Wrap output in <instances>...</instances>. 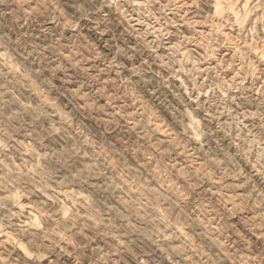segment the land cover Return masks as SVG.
I'll return each instance as SVG.
<instances>
[{
	"label": "clouds",
	"instance_id": "obj_1",
	"mask_svg": "<svg viewBox=\"0 0 264 264\" xmlns=\"http://www.w3.org/2000/svg\"><path fill=\"white\" fill-rule=\"evenodd\" d=\"M90 2L23 0L22 22L0 36V103L12 105L0 113V264H122L127 233L102 231L114 218L166 264H264L253 247L264 241V0ZM110 12L132 43L101 59L87 33L111 39ZM85 22L84 50L66 49ZM74 68L88 77L70 81ZM141 77L149 91L133 87ZM45 114L69 144L41 146ZM217 131L232 172L209 156ZM96 188L109 197L99 206ZM205 188L182 219L189 190ZM101 234L118 247L97 246Z\"/></svg>",
	"mask_w": 264,
	"mask_h": 264
},
{
	"label": "rangeland",
	"instance_id": "obj_2",
	"mask_svg": "<svg viewBox=\"0 0 264 264\" xmlns=\"http://www.w3.org/2000/svg\"><path fill=\"white\" fill-rule=\"evenodd\" d=\"M83 3L86 8H91L93 5L90 0H65V5L72 9V11H76L78 5ZM23 4V0H0V36L5 35L9 32L10 29H16L18 27L17 21L22 22V12L20 11L21 6ZM119 27V21L117 18L114 17L113 13H109L108 17V29L111 39L105 37L101 39V36L98 35L95 31L89 30L87 33V42L88 48L93 50V54H95V49L100 48L103 51L100 53L99 58L107 57L112 50L117 46L119 42H124L127 44L132 43V37L128 33H120L117 32V28ZM90 29V25L85 22L81 28V34L73 33L71 35H65L63 37L64 40V47L66 49H75L77 52H82L84 50V37L82 33L86 30ZM54 31L53 29H49V32ZM190 31V30H189ZM208 34H211V27L208 29ZM202 37L204 33H201ZM234 35V33H233ZM228 33L225 32V39H227ZM46 39V37H42ZM199 38V37H197ZM223 49H221V52ZM93 67L95 68V62ZM67 75V74H66ZM88 77V73L74 68L72 75L69 77L70 81H83L85 78ZM149 82L144 80L143 77L138 79L135 84L133 85L134 88L139 89L140 91H149L148 88ZM158 102L161 106L167 111L172 108L171 102L167 99L166 94H161L158 98ZM147 104L148 101H145ZM12 105L9 103H0V113H6L11 109ZM175 123H179L178 120H175ZM37 127L39 129V139L44 141L47 139V143H42V147L44 148H51L52 145L61 144L63 142L64 145L69 144L70 141V131L69 133H65L61 138L57 139L56 137L52 136L47 125L51 123V117L48 114H45L41 117L39 121L36 122ZM218 140V143H214V141ZM208 153L209 156L215 154L217 156L223 154L225 156V160L223 166H219L222 161H216L218 171H227L232 172L234 169L238 168L239 165L232 160L229 155L227 148L224 146L223 143V135L219 131H217L214 137L209 138V145H208ZM135 155V153H133ZM208 158V157H206ZM257 183L261 184L264 187V177H261ZM215 187V185H214ZM191 194V199L187 200L183 204L184 211L182 213V219H188L193 215V209L196 207L197 202L203 201L208 197V192L205 189L197 192L195 189L189 190ZM89 198L93 200L94 204L97 206L102 205L106 200L109 199L103 191L99 188L89 191ZM114 226L103 229L104 232H111L115 233L117 236H121L123 238L122 233H127V239L129 241V249L122 253L124 259L122 264H137L136 258L134 253L140 252V249L143 248L144 257L147 260L148 264H166L164 259V254L161 251L156 250L153 248L150 243L145 241L141 244V240L139 235L136 237L132 236L131 229H126L122 222H117L114 218ZM240 227V225H237ZM202 240V237L200 238ZM97 246H103L105 249H115L118 247V241L112 236H105L103 234L97 237L96 241ZM241 250H243L242 246ZM253 247L255 249H264V241H254ZM224 264H227L225 260Z\"/></svg>",
	"mask_w": 264,
	"mask_h": 264
}]
</instances>
